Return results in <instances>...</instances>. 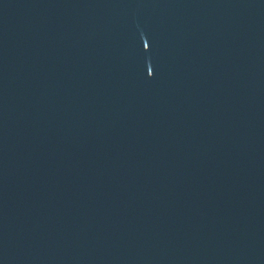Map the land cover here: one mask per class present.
I'll return each mask as SVG.
<instances>
[{
  "label": "water",
  "instance_id": "1",
  "mask_svg": "<svg viewBox=\"0 0 264 264\" xmlns=\"http://www.w3.org/2000/svg\"><path fill=\"white\" fill-rule=\"evenodd\" d=\"M0 264H264V0H0Z\"/></svg>",
  "mask_w": 264,
  "mask_h": 264
}]
</instances>
